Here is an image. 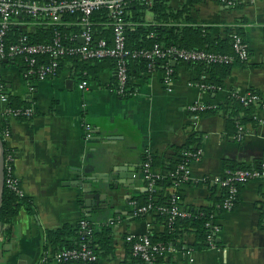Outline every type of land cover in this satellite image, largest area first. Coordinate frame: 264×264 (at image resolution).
<instances>
[{
  "label": "crops",
  "instance_id": "0c3cea01",
  "mask_svg": "<svg viewBox=\"0 0 264 264\" xmlns=\"http://www.w3.org/2000/svg\"><path fill=\"white\" fill-rule=\"evenodd\" d=\"M164 1L177 10L186 2ZM190 17V21L172 26L202 27L211 39L226 38L236 30L247 43L250 59L234 63L216 93L194 84L203 75L212 78L211 74L200 75L185 66L177 68L171 91L163 85L162 70L138 75L134 79L137 91L129 99L113 89V69L99 73L96 80L86 79L88 90L81 91L80 73L69 60L64 62L60 76L48 81L27 78L13 58L1 68L8 95L26 101L36 113L30 119H12L8 124L12 131L8 144L17 155L13 176L23 196L32 199L36 215L22 208L8 226L11 235L6 238L0 234V264H57L50 259L53 248L45 249V231L75 225L84 216L94 230L116 220L115 226L108 225L113 230V255L98 264H128L127 235H145L150 222L153 234L164 232V226L153 217L155 213L145 218L134 215L136 202L132 198L145 191L143 158H160L165 166L152 168V173L166 177L167 163L184 152L175 149L186 144L192 132L198 139L193 146L201 148L203 154L190 164L192 184L179 189L185 210L198 213L212 207L223 193L214 181L221 179L227 168H256L261 164L264 112L254 108L247 115L240 111L235 128L229 126V120L235 118L233 91H257L264 96V0H235L233 7L219 0H203L191 8ZM146 18L154 23L152 14ZM17 21L23 23L26 33L37 29L28 26L26 20ZM215 76L219 77L220 71ZM196 103L216 109L208 115L198 114L193 131L189 108ZM85 123L93 128L92 139L85 136ZM239 125L244 131L236 139ZM83 172L114 173L121 181L127 174L135 176L132 183H121L118 189L114 188L117 181L112 190L105 186L101 193L109 200L93 197L89 211L83 212L82 188L70 185ZM166 191L170 193V189ZM106 204L111 207L105 208ZM216 223L220 226L217 246L199 249L196 234L184 231L172 245L175 251L160 264H264V180L241 186L235 208L217 213ZM189 249L191 254H187Z\"/></svg>",
  "mask_w": 264,
  "mask_h": 264
},
{
  "label": "built area",
  "instance_id": "2783aa9c",
  "mask_svg": "<svg viewBox=\"0 0 264 264\" xmlns=\"http://www.w3.org/2000/svg\"><path fill=\"white\" fill-rule=\"evenodd\" d=\"M130 0H47L40 2L36 0H0V60L21 57L24 58L27 66L25 75L29 79H36L39 81L54 80L62 73V63L70 58H77L81 61H95L103 59H113L116 62V79L118 88L116 93L124 97L128 92L129 85V67L128 59L130 57H144L151 61L161 60L165 65L163 74V85L171 91V86L175 80V69L173 63L178 62H203L207 65L214 64H231L236 62L246 63L250 59L245 39L236 30H231L230 36L233 42V50L235 56L220 55L213 52L186 50L176 46L164 49L161 44H156L152 50H144L138 53H131L127 47V33L126 28L129 22L125 19ZM149 2V0H143ZM227 6L233 7L235 3L230 0H221ZM105 10L107 12L109 22L108 27L111 30L112 38L109 41L106 38H95L94 36V21L93 15L98 11ZM78 16L75 22H68L64 19V15ZM25 17L31 19L29 24L34 27L43 26H64L71 27L75 25L78 27L77 32H70L64 34L61 30L55 32L54 38L50 43L29 42L27 34L21 36L16 42H9V35L14 27H20L22 30L23 23L17 20H24ZM152 23V22H151ZM155 23V22H154ZM26 33V32H24ZM45 57V58H44ZM43 58V60H40ZM149 73L156 71L153 63L148 66ZM206 79L202 76L200 80ZM203 91H208L209 87L195 82ZM79 89L81 91L88 90V81L82 79L79 82ZM33 90V88H31ZM231 96L239 101L245 108H256L264 112V96L257 91H248L246 93H239L233 91ZM8 96L4 84L0 83V103L2 107V115L5 117V123L1 125L0 136L5 142H9L12 138V131L9 125H6L9 120L18 119L19 116L25 118H32L36 113L31 107L26 110H12L8 107ZM212 108L210 105L203 103H196L190 106L189 110L192 114V128L196 130V122L198 114ZM244 127L238 126V132L235 136L240 139ZM84 132L87 139H92L93 128L91 125L84 124ZM195 132H192L193 134ZM194 151H184L181 156L188 159L185 163L180 164L175 172L167 170L166 177L155 176L152 173V167L149 162L145 163L146 178H163L167 182L174 185L168 187L171 194V206L168 209L158 208L149 203L134 211L135 216L146 214H162L170 215L169 221L173 223L177 218H186L189 216V211L182 207V194L180 187L187 182H193L190 172V164L193 161L200 160L203 154L201 148L192 146ZM10 175L13 176V169L9 167ZM264 180V160L256 168H227L221 179L215 180L214 183L222 190H225V200L222 206L224 211H232L239 199L240 187L248 184L251 181ZM11 182V180H10ZM203 182H206L204 180ZM145 190L155 192V182L152 181ZM20 192V190H19ZM82 230L86 235L92 234V228H89L87 220L81 221ZM116 220L108 221V225L115 226ZM213 228L210 244H214V236L218 235L220 228L214 224H208ZM148 232L142 236H135L129 234L126 236V242L131 246L132 254L135 258H139L143 264H157V258L163 259L171 252H174V247H166L163 244H153L151 240L152 222L147 225ZM1 234V229H0ZM189 249L187 254H191ZM47 259V258H46ZM50 259L57 264L76 263L78 261L83 264H92L98 260V256L86 245L83 244L77 249L61 250L53 252ZM191 261H193L191 259ZM141 264V263H138Z\"/></svg>",
  "mask_w": 264,
  "mask_h": 264
},
{
  "label": "trees",
  "instance_id": "16d2710c",
  "mask_svg": "<svg viewBox=\"0 0 264 264\" xmlns=\"http://www.w3.org/2000/svg\"><path fill=\"white\" fill-rule=\"evenodd\" d=\"M40 2H46L47 0H36ZM203 0H186L183 7L179 10L172 8L164 0H130L129 6L125 19L129 22V25L126 28L127 33V47L131 53H138L144 50H152L156 44H161L164 49L176 46L181 49L186 50H198V51H207L213 52L220 55H229L235 56L233 50V42L230 36L226 38L211 39L208 33L202 27H193V26H172V24L182 23L184 21H190V12L191 8L202 2ZM221 1V0H219ZM235 3V0H230ZM151 13L154 17V22L151 23L147 21V14ZM78 16L64 15V19L68 22H75ZM24 20L30 22L29 17H25ZM94 21V36L95 38H106L109 41L112 38L111 30L108 27L109 18L105 10L98 11L93 15ZM171 24V26L169 25ZM36 28V27H35ZM61 30L64 34H69L70 32H77L78 27L71 25V27L64 26H43L37 27V29L32 33H24L20 27H14L11 30L9 35V42H16L21 36L27 34L29 37V42L33 44L37 43H50L54 38L55 32ZM45 58V57H44ZM16 60V63L20 65L23 72H26L27 66L24 58L16 57L13 58ZM40 60H43L41 58ZM69 61L74 62L76 72L80 73L81 79H91L96 80L99 73L105 71L106 69H116V62L113 59H103L95 61H81L77 58H70ZM12 58L0 60V70L2 67L11 63ZM150 63H153L157 70H165V65L161 60L151 61L144 57H130L128 59L129 67V85L127 95L124 96V99H129L137 91V87L134 85V79L141 75L142 73L148 72V66ZM64 66V61L62 67ZM179 66H185L188 69L196 71L198 74L202 75L204 73L211 74L212 78H207L204 80H197L199 83H202L209 87V92L216 93L223 87V78L227 77L231 64H214L207 65L203 62H178L174 66L175 72ZM216 71H220V76L216 77ZM176 74V73H175ZM34 79V78H33ZM0 83L4 84L7 91V82L4 80L0 72ZM118 84L115 74V81L113 84V89L117 90ZM8 107L14 110H26L30 107L26 101L21 100L18 97L8 95ZM233 98V97H232ZM234 99V117L232 120H229V126L235 128L238 119L236 116L240 111H245L247 115L253 113L254 108H245L243 107L238 100ZM215 107L210 108L206 111L200 112L201 116L208 115L215 112ZM0 107V133L3 129L1 125L5 123V117L2 115ZM24 116H19L18 120H25ZM247 119H241L240 122L246 121ZM7 122L6 125H8ZM197 134H192L186 144L176 148V151H194L195 149L192 146L197 143L198 139L196 138ZM5 146V172L6 180L3 191L2 205L0 209V227L1 233L8 238L11 235V228L8 226L12 223L15 216L18 215L22 208H25L27 213L31 216L36 215V209L34 207L33 201L30 198L24 197L21 191L19 192V182L17 179L10 175L9 167L14 168V162L16 160V151L14 148H11L8 142H4ZM188 159L181 155L176 156L174 160H170L165 169L170 172H175L180 164L185 163ZM149 162L152 168L157 166H165L160 158L157 156L143 158V165ZM233 169V168H232ZM142 172L145 176L144 186L148 185L154 181L156 186V191L151 192L150 190H145L140 193L138 196L133 197L132 201L136 202L135 210L147 206L152 202L154 209L165 208L168 209L171 206V194L166 190L172 184L167 182V179H161L157 177L146 178L145 167H142ZM11 180V182H10ZM186 184H192L187 182ZM222 197L217 199L212 207L201 209L198 213L194 211H189V216L186 218L179 217L173 223H170V215L167 213L155 214L153 217L157 219L158 223H161L164 226V232L159 236L153 234L151 240L153 244H163L166 247L172 246L176 239L180 238L184 231H192L197 236L196 246L199 249L211 248L210 238L213 234V228L208 226V224L216 223L217 213L224 212L222 208H219L223 205L226 194L225 190L222 191ZM237 204V203H236ZM134 210V211H135ZM146 215H141V218H145ZM83 219L87 220L89 223V228H92V234L86 235L82 230L81 222L72 225L66 224L61 228L54 230H46V244L45 249L51 246L54 252H59L61 250H71L81 247V245L86 244L97 256L98 260L92 264H98L101 260L110 259L113 255L112 247V227L107 224H101L100 229L94 230V225L90 219L86 216ZM214 244L217 246V235L213 238ZM129 254L131 255V261L128 264H138L142 263L139 258H135L132 254L131 246L129 245ZM163 262L162 257L157 258V264ZM46 263V262H45ZM77 264H83V262L78 261Z\"/></svg>",
  "mask_w": 264,
  "mask_h": 264
},
{
  "label": "water",
  "instance_id": "95a60500",
  "mask_svg": "<svg viewBox=\"0 0 264 264\" xmlns=\"http://www.w3.org/2000/svg\"><path fill=\"white\" fill-rule=\"evenodd\" d=\"M176 63H173V66H175ZM71 83L74 85V81H71ZM112 140V139H108ZM6 162H5V146L4 141L0 136V209L2 205V199H3V191L5 186V180H6V172H5ZM96 168V165H94ZM84 174L82 177L78 178V180L74 182H70V185L74 187H81L82 188V196L84 199L83 203V212L89 211L87 208L89 207L91 198L95 197L99 199V197H102L104 199H108L107 194L101 193L105 186L110 188L112 190L113 188V182L117 181V184L114 185V188H119V184H124L126 186L127 183H132V179L135 176V174H127V176H124V180L121 181L119 176H117L114 173H91L87 175L86 172H83ZM85 175V176H84ZM129 183V184H130ZM109 200V199H108ZM110 203V201H109ZM105 208L111 207L109 204H106L104 206Z\"/></svg>",
  "mask_w": 264,
  "mask_h": 264
},
{
  "label": "rangeland",
  "instance_id": "374dc122",
  "mask_svg": "<svg viewBox=\"0 0 264 264\" xmlns=\"http://www.w3.org/2000/svg\"><path fill=\"white\" fill-rule=\"evenodd\" d=\"M148 15H151V13L149 12Z\"/></svg>",
  "mask_w": 264,
  "mask_h": 264
}]
</instances>
